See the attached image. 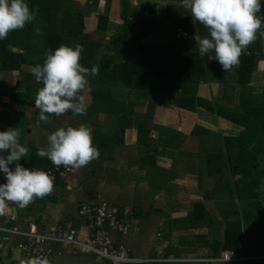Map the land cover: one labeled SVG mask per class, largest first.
Instances as JSON below:
<instances>
[{
    "label": "crops",
    "instance_id": "crops-1",
    "mask_svg": "<svg viewBox=\"0 0 264 264\" xmlns=\"http://www.w3.org/2000/svg\"><path fill=\"white\" fill-rule=\"evenodd\" d=\"M128 1L130 19H134L140 0ZM149 1L162 13L153 21V28L141 38L115 44L109 42V37L121 23L120 2L92 0L90 15L105 14L110 25L104 36L97 33L90 38L93 44L89 45L88 51L83 49L84 55L79 61L82 67L90 66L89 70L93 66L98 68L97 75L89 73L86 76L87 83L78 93L86 108L84 115L69 110L59 117L51 115L50 123H38L39 109L35 108L34 100L43 85L38 84L32 74L36 65L22 64L20 69L10 71L0 69V131L10 127L21 130L20 143L29 149L28 156L18 162L24 168L46 172L53 166L46 157H38L36 151L47 147L48 136L61 127L83 124L90 128L93 146L99 151V156L87 166L76 169L65 179H55L50 195L35 198L24 208L6 202L4 214L0 215V227L35 230L71 227L80 238H86L88 229L78 208L85 200L99 196L121 208L128 206L132 216L138 219L137 225L127 234H113L115 241L125 243L129 252L137 257L174 259L141 264H264V259L247 263L193 260L215 256L211 254V248L217 241L221 248L227 221L237 223V220L243 235L239 252L264 255V234L258 225L262 212L259 216L248 210L245 212V203L228 193L234 187L218 185L216 169L201 165L209 149L215 147V141L237 135L240 127L203 108L188 111L171 102H163V98L157 99L160 93L136 92L128 86H113L110 78L108 80L110 75L119 77L118 66L125 61L135 66L140 58L147 64V61L154 63V58L159 57L167 65L175 63V74L169 77V83L174 78L179 81L183 78V52L188 50L193 62L199 66L200 81L186 84L187 91L195 95L196 90V95L205 99L226 103L223 96L228 95L233 86V105L236 107L239 103L241 86L236 81L239 64L225 72L218 61L201 57L194 37L208 36V30L201 34L196 23L184 24V18H180L181 26H174L165 17L163 6L175 2ZM182 12L191 17L190 10L184 8ZM182 12L180 14L185 16ZM92 26L88 22L85 32L92 30ZM23 29L20 31L24 32ZM41 42L33 38L26 44L32 49L40 47ZM251 51L259 58L251 71L248 86L252 94L259 96L264 90V37L257 34V39L243 50L245 54ZM101 62L108 64L114 74L101 71ZM151 65L147 67L153 72ZM156 77L168 79L166 75ZM173 93L172 97L180 91ZM169 94L171 92L162 95L165 98ZM171 96L169 98L175 101ZM122 97L126 99L118 106ZM139 132L142 141H138ZM171 137L173 140L165 148V142ZM9 168L14 170L15 163ZM224 171L227 173L226 168ZM3 183H6L5 174L0 172V184ZM197 202L205 209L203 216L201 211H198L200 215L194 212L193 205ZM2 234L0 230V236ZM17 240L16 236L11 237L13 248L3 243L0 264H28L14 246ZM52 250L49 264H110L92 254L76 253L71 247L54 244ZM220 251L222 249L217 254Z\"/></svg>",
    "mask_w": 264,
    "mask_h": 264
},
{
    "label": "trees",
    "instance_id": "trees-1",
    "mask_svg": "<svg viewBox=\"0 0 264 264\" xmlns=\"http://www.w3.org/2000/svg\"><path fill=\"white\" fill-rule=\"evenodd\" d=\"M118 1L121 9L119 14L121 23L116 26L114 33L110 34L109 42L126 44L133 38H141L153 28V21L162 16V13L157 11L159 9L154 3L149 0H140L135 18L130 19L129 1ZM169 1L175 2L177 5L167 3L163 6L168 21L173 23L174 26H181L180 18H184V24L191 25L193 23L192 17L186 16L185 12H182L184 7L178 5L181 4V0ZM57 2V0H26L31 11L38 8L37 17L31 23L25 25L24 32L20 30L12 31L9 32L7 39L0 40L1 70H18L22 64L42 65L45 59V51L49 49L54 51L61 45L75 48L76 44H80L83 49L87 48L88 51L89 45L92 43L90 38L97 33L103 36L106 34L110 19L105 14H99L97 17L90 15L91 0L84 1V4L81 2L83 5H80L79 0H65L62 4H59L58 8H61L59 10L61 13L58 14L54 10ZM260 4L264 11V1L260 0ZM43 11L45 12L43 13ZM180 12L185 16L181 15ZM53 15L62 16L60 25L56 22L59 19ZM88 22L93 25L92 30L85 32ZM196 25L199 33L202 34L207 31L199 22ZM262 27L264 28V25ZM36 28H40V34L36 33ZM33 38L42 41L40 47L31 49L26 44ZM15 48L19 49L16 50ZM83 55L84 50L81 53L80 60H82ZM183 55V78L179 81L174 78L169 83V77L175 74L173 68L175 63H172L171 68L169 63L167 65L164 60H161L162 58L155 57L154 63H148L149 61H147V64L144 63L143 58H140L139 61L135 62V66L125 61L118 66L119 77L110 75V82L113 86L124 85L136 90H150L160 93L161 96L157 99L163 98V102H171V104L188 111L203 108L240 127L237 135L226 137L223 141H215V147L209 149L210 151L201 165L204 164L205 168L209 165V167L216 169L218 185H232L234 187V190H229L228 193L235 195L240 202L245 203V212L247 210L254 212L255 216H259L262 212L259 217L261 222L258 225L261 233L264 234V90L261 95L257 96L251 93V88L248 86L251 71L259 55H254L251 51L249 54L242 52L240 56L236 81L241 86V95L236 107L233 105V86L230 87V92L227 89L229 94L223 96L226 103L205 99L199 94L196 95V90L195 95L187 91L186 84L190 82L197 84L200 81L199 66L193 62L194 59L190 51L185 50ZM149 64H152L150 69L154 70L153 72L148 70L147 66ZM100 66L101 71L105 73L114 72V70L108 69V64L104 62H101ZM89 68L90 66H88ZM161 75L168 76V79L164 81V79L156 77ZM176 90L180 93L172 97L171 95ZM170 92L171 94L167 95L168 97L165 96L164 98V95H162ZM170 96L175 98V101H172L169 98ZM172 140L171 137L169 141H166L164 147L166 148ZM138 141H142L141 132L138 133ZM224 168L227 169V173H225ZM193 209L195 213L198 214V211H201L199 213H202V216L204 215L205 209L201 203H194ZM227 222L228 225L224 230V242L219 248L220 242L217 241L216 245L211 248L212 255L217 254L219 249L239 251L242 246L243 235L239 220H237V223ZM257 262H260V260Z\"/></svg>",
    "mask_w": 264,
    "mask_h": 264
},
{
    "label": "clouds",
    "instance_id": "clouds-1",
    "mask_svg": "<svg viewBox=\"0 0 264 264\" xmlns=\"http://www.w3.org/2000/svg\"><path fill=\"white\" fill-rule=\"evenodd\" d=\"M181 6L190 10L194 24L199 22L208 30V36L194 37L200 56L218 61L225 72L238 66L243 50L257 39V34L264 37L262 21L257 16L260 0H181ZM37 14L38 8L31 11L26 0H0V40L7 39L9 32L23 29ZM35 31L40 34L41 30ZM82 51L80 44L75 48L61 45L54 51L46 50L43 64L32 69L36 82L43 85L34 100L35 108L39 109L38 123H50L51 115L59 117L69 110L86 114L78 93L87 83L86 76L97 75L98 68L93 66L89 70L81 66ZM20 137L21 130L17 127L0 131V153H7L0 155V172L6 179V183L0 184V215L4 214L6 202L24 208L35 198L50 195L54 188V178L47 172L29 170L18 163L29 153ZM47 140V147L37 149L36 155L46 157L56 167L80 169L99 156L91 129L83 124L58 128ZM13 163L14 170L9 168ZM28 264H49V260L35 257Z\"/></svg>",
    "mask_w": 264,
    "mask_h": 264
},
{
    "label": "built area",
    "instance_id": "built-area-1",
    "mask_svg": "<svg viewBox=\"0 0 264 264\" xmlns=\"http://www.w3.org/2000/svg\"><path fill=\"white\" fill-rule=\"evenodd\" d=\"M264 1V0H262ZM257 16L264 23V11L260 8ZM75 168H65L51 166L46 172L55 179H65L75 173ZM79 216L84 220L88 229L86 238H80L77 231L71 227L67 229L52 228L47 230L2 228L0 236V250L3 243H8L9 248L12 236L18 240L14 244L27 262L31 258H47L52 260V245L56 244L62 248L71 247L74 252L79 254H92L99 259L108 261L110 264H141L153 263L156 261L174 260L172 257H137L129 252L127 245L113 239V234L125 235L134 228L138 219L132 216L128 206L119 207L112 201L101 197H92L82 202L78 208ZM264 259V255L244 254L237 250L225 249L213 257H200L194 261H208L212 263H247Z\"/></svg>",
    "mask_w": 264,
    "mask_h": 264
},
{
    "label": "rangeland",
    "instance_id": "rangeland-1",
    "mask_svg": "<svg viewBox=\"0 0 264 264\" xmlns=\"http://www.w3.org/2000/svg\"><path fill=\"white\" fill-rule=\"evenodd\" d=\"M57 1H58V2H57V5H55L56 8H55L54 10H55V12L58 14V13H61V12L59 11V10H61V8H58V6H59V4H62L65 0H57ZM84 1H86V0H79L80 5H83V4H84V3H83ZM91 1H92V0H91ZM81 2H82L83 4H82ZM54 3H56V2H54ZM54 10H51V11H54ZM56 10H57V11H56ZM44 12H45V11H43V13H44ZM46 13H47V12H46ZM46 13H45V14H46ZM53 16H56L57 19H59V20H57L56 22H57V24L60 25V21H61L60 19H62V16H60V15H53ZM54 19H55V17H54ZM38 40H40V39H37V41H38ZM109 78H111V77H108V80H109ZM138 91H140V90H136V92H138ZM141 92H142V91H141ZM141 92H139V95L141 94ZM125 99H126L125 97H122V98H121L122 101H120L121 104L118 105V106L123 105ZM120 109H121V107H120Z\"/></svg>",
    "mask_w": 264,
    "mask_h": 264
}]
</instances>
